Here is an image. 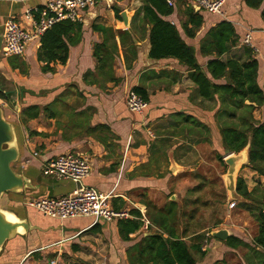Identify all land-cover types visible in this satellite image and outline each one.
Wrapping results in <instances>:
<instances>
[{"label": "crops", "instance_id": "crops-1", "mask_svg": "<svg viewBox=\"0 0 264 264\" xmlns=\"http://www.w3.org/2000/svg\"><path fill=\"white\" fill-rule=\"evenodd\" d=\"M185 1L194 8L195 0ZM42 3V0H0V35L10 17L30 28L24 12ZM142 4L143 0H98L84 10L80 20L83 24L81 41L70 46L66 63H56L53 71L40 69L42 63L36 56L39 39L31 41L21 56L6 57L0 50V79L3 81L0 90L5 95L15 93L18 96L13 106L17 115L7 112L8 103L0 98L5 108L4 118L13 126L18 150V157L11 165L25 180L22 188L5 191L0 196V209L25 224V228L21 226L23 231L4 242L0 264H129L126 249L139 240L141 234L148 233L143 227L147 220L143 192L158 189L167 192L174 183L178 186L173 176L197 170L204 157H210L203 156L198 148L210 143V139L222 149L216 124L219 104L195 94L186 65L169 57L153 59L149 56V28L135 15ZM263 5L264 1L258 9H251L242 0H226L222 15L199 10L205 21L194 37L185 35L181 27L184 16L177 9L165 18L173 22L186 43L194 47L197 62L203 69L214 57L204 56L199 51L200 39L207 28L226 19L235 25L242 37L247 28L252 29V43L257 48L255 56L260 64L258 79L262 81L264 21L260 13ZM114 8L119 10L120 16L121 11L129 14L128 25H124L122 17H116ZM251 14L256 16V23L249 22ZM92 24L131 33L137 53L129 67L124 62L116 34L118 56L113 72L118 82L107 81L100 85L95 82L94 75L86 74L95 70L93 46L103 40V34L94 30ZM242 46L240 40L222 57L240 56ZM21 68L26 73H21ZM134 87L142 88L148 99L142 115L130 111L125 103L127 91ZM32 104L39 106L38 116L22 120L21 109ZM203 126L207 127L206 135L200 133V129L205 130ZM220 149L216 150L220 152ZM68 151L87 158L88 176L74 181L42 173L45 162ZM243 175L240 176L247 181ZM81 186L110 194L113 207L115 205L118 210H140L142 227L129 234L130 240H124L118 231L120 218L110 222L95 221L90 216L60 220L24 204L26 197L63 196ZM174 196L176 199V194ZM230 218L228 215L212 231L226 229L229 234L245 240L242 227L246 222L239 227L232 221L229 229L224 228L225 223L231 222ZM206 248L207 255L198 264H212L228 252L240 255L238 250L215 239H211ZM240 259L245 263L244 258L240 256Z\"/></svg>", "mask_w": 264, "mask_h": 264}, {"label": "trees", "instance_id": "trees-1", "mask_svg": "<svg viewBox=\"0 0 264 264\" xmlns=\"http://www.w3.org/2000/svg\"><path fill=\"white\" fill-rule=\"evenodd\" d=\"M242 1L248 8L258 9L264 0ZM175 9L184 16L181 27L185 35L194 37L205 20L199 10L195 11L185 0H176L174 4L166 0H143L137 10L136 18L149 28V56L153 59L169 57L186 65L188 77L195 85V94L219 104L218 119L230 116L242 120L243 127L230 124L218 127L220 145L225 154L217 152V158L224 164V156L237 153L248 145L247 163L241 167H248L264 177V120L257 122L252 118L253 109L264 106V78L262 81L258 79L260 64L254 49L244 45L240 56L223 58L224 53L238 45L242 36L231 21L221 19L207 28L200 39V53L214 56L203 69L197 62L194 47L187 44L177 26L165 18ZM114 13L121 19L118 9L114 8ZM260 16L264 21V5ZM82 27L80 21L64 19L53 23L40 35L36 56L42 63V72L53 71L56 63H66L70 46L82 39ZM92 28L103 34V40L94 44L95 70L86 74L94 75L95 82L100 85L107 81L118 82L113 72L115 57L118 56L116 34L124 62L129 67L137 53L131 33L100 24H92ZM21 73H26V70L21 68ZM132 89L148 100L142 88ZM0 98H7L1 90ZM38 113L39 106L32 104L21 109L20 117L27 120L37 117ZM203 128L205 130L200 129V133L206 135L207 127ZM173 178L180 184L170 186L167 192L159 189L143 192L146 196L142 203L146 206L144 216L149 222L148 233L141 235L126 249L129 264H198L207 255L206 246L211 239L233 249L250 247L233 234L225 240L211 234L227 216V192L220 176L207 178L203 172L193 170L180 172ZM188 179L191 181L187 182ZM177 192L179 198L170 199ZM236 192L243 199L239 202L240 212L245 211L251 218L253 216L256 224L253 246L264 250V186L249 190L245 179L239 175L236 178ZM114 209L119 208L114 205ZM128 213L131 217L118 219V231L124 240H130L129 234L143 225L140 210L131 209ZM250 257L251 254H245V262H249ZM260 264H264V257Z\"/></svg>", "mask_w": 264, "mask_h": 264}, {"label": "built area", "instance_id": "built-area-1", "mask_svg": "<svg viewBox=\"0 0 264 264\" xmlns=\"http://www.w3.org/2000/svg\"><path fill=\"white\" fill-rule=\"evenodd\" d=\"M14 2H26L29 0H10ZM173 4V0H166ZM226 0H195L196 10L222 15ZM42 5L28 8L24 12V18L29 23L27 28L22 22L10 17L4 23L2 33L1 51L4 56H21L25 53L27 45L39 39L40 35L53 23L69 19L80 21L82 12L94 6L98 0H42ZM241 44L257 48L252 43V29L247 28L241 39ZM127 108L138 114H144L148 102L134 89L130 88L125 97ZM36 155V152H34ZM42 173L55 178L72 179L80 181L90 173V165L87 158L79 153L68 151L58 154L45 162ZM24 204L38 210L45 216L60 220L74 217H93L95 221L110 222L118 218L129 217L125 210H116L112 204L110 194L101 192L94 187L81 186L73 192L58 197H26ZM236 205L233 199L227 202V210L230 211ZM149 222L144 221V229Z\"/></svg>", "mask_w": 264, "mask_h": 264}, {"label": "rangeland", "instance_id": "rangeland-1", "mask_svg": "<svg viewBox=\"0 0 264 264\" xmlns=\"http://www.w3.org/2000/svg\"><path fill=\"white\" fill-rule=\"evenodd\" d=\"M126 14L129 16V14L127 12H126ZM249 22L251 24L257 22L256 16L254 14H251L249 16ZM255 53H257V51H255ZM0 82L3 85V81H1V79H0ZM6 95H7L6 96L7 97L6 101L8 103V106L5 107V108L9 107V111H7V112H11L12 114L17 115L18 111L13 108V106H14V104L16 102L17 94H15V93H6ZM0 107H2V114L4 116L3 109H5V108L3 107V103H2V105L0 104ZM240 113L241 112H239V114ZM252 116H253L252 118H253L254 121H257V122L258 121H263L264 120V106L255 107L253 109V111H252ZM217 121H218V123H217ZM217 121H216V124H217L218 127L220 125H223V124H230V125L243 127L242 120H239L238 117L237 118H232L230 116H226L224 118L218 119ZM210 140H211L210 143L205 144L202 147H201V145L198 146V148H200L199 151L201 152V154L203 156H204V154H207V157L208 156H210V157H208V158L204 157L205 160L201 163V165L197 168V170L203 172L206 175L207 178H215V176H220V178L222 179L223 184H224L223 175L226 172L227 165L225 163L222 164L218 160V158H217V152L218 151L217 150H219L220 148L215 146L214 141L212 139H210ZM221 150L222 149H220L221 154H225L224 151L223 150L221 151ZM243 151H246V149H244ZM197 161H198V159L195 160L196 163H198ZM243 164H245V163H242L241 166ZM245 168H248V167H240V169H239V171L237 173V176L243 175V173H244L246 175L245 176L243 175V176L246 178V180H247L246 183H247V186L249 188H255L256 186H259V187L262 188L264 186V178L263 177L260 178V176L256 172L255 173H251L248 170H246ZM185 169H187V168H185ZM186 172H188V171H186ZM186 178H188V177H186ZM190 181L191 180H189V179L187 180V182H190ZM178 183H179V181H178ZM175 184L176 183H174V185ZM181 184H182V182H181ZM175 194H176V200H177L179 198V192H177ZM228 200L229 199H228V194H227V202H228ZM233 200L236 202L235 207L233 209H231L230 211L227 210V216L228 215L231 216V218H230L231 222L230 223H225L224 226L225 225L226 226L224 228H228L229 229V226L233 222H234V224L236 226L240 227V226H243V222L245 221L246 224H245L244 227H242V230L244 232V234H243L244 236L243 237L246 240V241L245 240L244 241L247 242V244H250V247H248V246L238 247L236 250L239 251L240 255L235 253V252H228L227 254H224V256L222 257L221 260H216L212 264H260L261 259L264 257V250L261 249V248H257V247L255 248L253 246V243H252L254 234L257 231L256 224H255V222L252 219L253 216L251 218L250 216H248V214L245 211L240 212L239 209H241V208L239 206V202H241L243 199H241L240 197L236 196V198H233ZM227 202H226V206H227ZM226 217H225V219H226ZM225 219L223 220V222L225 221ZM141 235H143V234H141ZM245 254H251V257H250L249 262L246 261L245 263H243L241 261V259H240V256L242 258H244Z\"/></svg>", "mask_w": 264, "mask_h": 264}, {"label": "water", "instance_id": "water-1", "mask_svg": "<svg viewBox=\"0 0 264 264\" xmlns=\"http://www.w3.org/2000/svg\"><path fill=\"white\" fill-rule=\"evenodd\" d=\"M121 17L124 25H128V16L125 11H121ZM2 44V35H0V50ZM246 149V158L243 160L241 151ZM237 153H229L224 157V163L227 165L225 174L223 175L224 186L228 194V199L242 197L236 192V178L238 169L242 163H247L248 145ZM18 157V150L15 144V133L13 126L8 122L0 107V196L5 191H13L22 188L24 181L21 176L12 168V163ZM175 171L174 167L171 168ZM174 194L170 199H174ZM5 211L0 209V250L7 239L12 238L18 233V227L23 226L18 221H11L7 218ZM211 234L221 240H225L230 234L226 229H218L211 231Z\"/></svg>", "mask_w": 264, "mask_h": 264}, {"label": "bare ground", "instance_id": "bare-ground-1", "mask_svg": "<svg viewBox=\"0 0 264 264\" xmlns=\"http://www.w3.org/2000/svg\"><path fill=\"white\" fill-rule=\"evenodd\" d=\"M244 150V149H243ZM241 151V156H242V159L244 160L246 158V151ZM6 216L9 220L11 221H16L17 219L10 213H6ZM18 231H23V228L22 227H18Z\"/></svg>", "mask_w": 264, "mask_h": 264}]
</instances>
